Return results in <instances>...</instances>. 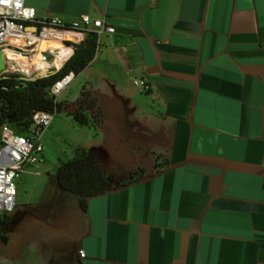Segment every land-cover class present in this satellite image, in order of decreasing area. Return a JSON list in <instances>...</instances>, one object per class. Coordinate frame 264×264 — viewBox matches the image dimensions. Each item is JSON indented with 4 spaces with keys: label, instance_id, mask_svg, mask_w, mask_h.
<instances>
[{
    "label": "crops",
    "instance_id": "obj_1",
    "mask_svg": "<svg viewBox=\"0 0 264 264\" xmlns=\"http://www.w3.org/2000/svg\"><path fill=\"white\" fill-rule=\"evenodd\" d=\"M25 3L41 21L86 14L114 28L79 76L106 114L102 130L142 160L121 179L97 145L115 184L86 211L43 180L29 223L20 219L28 226L13 230L10 216L15 259L264 264V0Z\"/></svg>",
    "mask_w": 264,
    "mask_h": 264
},
{
    "label": "built area",
    "instance_id": "obj_2",
    "mask_svg": "<svg viewBox=\"0 0 264 264\" xmlns=\"http://www.w3.org/2000/svg\"><path fill=\"white\" fill-rule=\"evenodd\" d=\"M36 27V31L28 27ZM114 33V28L103 19H92L89 15H80L72 22H64L55 17L38 20L34 7L27 6L25 0H0V48L11 49L27 59L25 64L7 61V67L0 72V79L16 74L23 81H35L59 71L74 55L76 46L80 45L89 34H95L98 39L104 34ZM22 43H15V42ZM60 42L65 49L48 48L41 50L43 43ZM41 55L44 68L33 64V59ZM74 79L70 74L56 82L51 89L57 97ZM133 84L148 93L151 86L142 79H133ZM55 114L40 111L33 115L32 128L26 135L16 134L14 130L4 125L0 129V214L11 213L16 205L15 180L31 165L39 162L43 147L40 143L45 131L51 125ZM40 173L37 172V175ZM80 259L85 257L79 251Z\"/></svg>",
    "mask_w": 264,
    "mask_h": 264
},
{
    "label": "trees",
    "instance_id": "obj_3",
    "mask_svg": "<svg viewBox=\"0 0 264 264\" xmlns=\"http://www.w3.org/2000/svg\"><path fill=\"white\" fill-rule=\"evenodd\" d=\"M49 46V45H48ZM99 47V39L89 34L76 46L74 55L56 73L35 81L20 80L16 74L0 79V129L10 126L16 134L26 135L32 128V118L37 112L61 113L65 103H59L52 95L54 84L66 76H79L94 60ZM73 121L81 127H102L105 123L104 112L98 100L87 92L73 104L68 112ZM160 166L151 174L159 173ZM139 174H132L131 180ZM60 188L76 196L83 211L89 199L104 195L112 190L115 176L104 168L103 160L92 151L77 155L62 162L55 171ZM9 222L8 214H0V241L8 242L5 235Z\"/></svg>",
    "mask_w": 264,
    "mask_h": 264
},
{
    "label": "rangeland",
    "instance_id": "obj_4",
    "mask_svg": "<svg viewBox=\"0 0 264 264\" xmlns=\"http://www.w3.org/2000/svg\"><path fill=\"white\" fill-rule=\"evenodd\" d=\"M101 40L102 38L99 39V42ZM82 92L91 94L88 87L85 88L83 78L77 76L75 80L57 95L56 100L59 103H65L66 108L61 113L55 114L51 125L41 138L43 160L41 163H36L34 166L32 165L33 167H29L15 180L17 190L16 205L14 210L8 214L9 222L10 216L11 218H15V222H11L10 224L13 230L20 227H24L25 229L28 226L24 224V221H20V219L26 218V223H29L28 215L37 209L36 202L39 201L42 189L41 182L45 179H50L51 181L55 179V171L62 162L73 159L77 155H82L88 151L94 152L98 148L97 145L101 144L102 147L100 149L108 153L110 159L112 158V161L110 160L108 163L109 166L115 170V173L121 179L124 177V179H129L130 177L129 175L127 176V172L130 166L137 165L142 160V156L137 155L136 158L134 157L133 160L129 161L127 150H125L127 147L124 138L121 137L115 145L108 135V131L102 130L103 126L81 127L73 121L68 112L73 109V104L81 98ZM104 117L106 122L105 113ZM36 172L40 174L36 175ZM8 226L5 235L7 238H11ZM13 240L14 238H12L9 245L8 242L3 243L0 241V264H34L33 261H19L18 258L15 259L16 248L14 245L15 241L13 242Z\"/></svg>",
    "mask_w": 264,
    "mask_h": 264
},
{
    "label": "bare ground",
    "instance_id": "obj_5",
    "mask_svg": "<svg viewBox=\"0 0 264 264\" xmlns=\"http://www.w3.org/2000/svg\"><path fill=\"white\" fill-rule=\"evenodd\" d=\"M15 43H22V42H15ZM49 45V46H48ZM48 48H62V53L63 54L65 52L64 46L60 43V42H56V41H51V42H47V43H43L41 50H45ZM4 55H5V59L8 62H14L17 61V63H21V64H25V66H29L32 63H30L27 59H25L24 57L18 55L15 51L11 50V49H4ZM33 64H37V67L39 68H44L45 65L43 63L42 57L39 54L36 58L33 59Z\"/></svg>",
    "mask_w": 264,
    "mask_h": 264
},
{
    "label": "water",
    "instance_id": "obj_6",
    "mask_svg": "<svg viewBox=\"0 0 264 264\" xmlns=\"http://www.w3.org/2000/svg\"><path fill=\"white\" fill-rule=\"evenodd\" d=\"M28 29L32 30V31H36V27H34V26H30V27H28ZM6 67H7V60L5 59L4 49L0 48V72L5 70ZM157 70H158V68L156 66L149 67L147 69V73H153Z\"/></svg>",
    "mask_w": 264,
    "mask_h": 264
}]
</instances>
